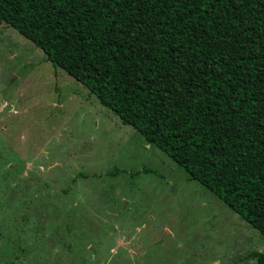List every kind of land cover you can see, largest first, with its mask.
Returning a JSON list of instances; mask_svg holds the SVG:
<instances>
[{
    "label": "rangeland",
    "instance_id": "1",
    "mask_svg": "<svg viewBox=\"0 0 264 264\" xmlns=\"http://www.w3.org/2000/svg\"><path fill=\"white\" fill-rule=\"evenodd\" d=\"M254 228L0 25V264H254Z\"/></svg>",
    "mask_w": 264,
    "mask_h": 264
},
{
    "label": "trees",
    "instance_id": "2",
    "mask_svg": "<svg viewBox=\"0 0 264 264\" xmlns=\"http://www.w3.org/2000/svg\"><path fill=\"white\" fill-rule=\"evenodd\" d=\"M6 24L260 234L264 0H0Z\"/></svg>",
    "mask_w": 264,
    "mask_h": 264
}]
</instances>
